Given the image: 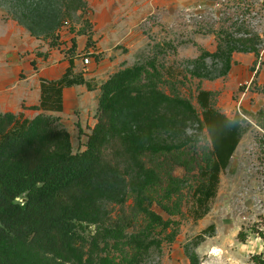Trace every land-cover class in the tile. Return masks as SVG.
I'll use <instances>...</instances> for the list:
<instances>
[{
    "label": "rangeland",
    "instance_id": "374dc122",
    "mask_svg": "<svg viewBox=\"0 0 264 264\" xmlns=\"http://www.w3.org/2000/svg\"><path fill=\"white\" fill-rule=\"evenodd\" d=\"M17 1L31 10L42 0ZM86 1L59 30L37 35L0 6V84L12 92L0 95V124L6 113L22 114L35 121L36 143L61 142L77 154L88 147L100 101L111 109L121 185L82 200L92 264H264V130L246 114L264 110V0ZM71 59L73 76L95 89L66 88L63 112L27 109L18 94L60 79ZM203 90L217 110L240 113L250 126L220 174L209 213L195 219L194 191L211 145L198 102ZM211 225L215 232L199 242ZM4 251L18 264H68L22 244ZM91 261L85 255L73 264Z\"/></svg>",
    "mask_w": 264,
    "mask_h": 264
},
{
    "label": "trees",
    "instance_id": "16d2710c",
    "mask_svg": "<svg viewBox=\"0 0 264 264\" xmlns=\"http://www.w3.org/2000/svg\"><path fill=\"white\" fill-rule=\"evenodd\" d=\"M0 6H10L13 19L26 26L32 35H37L59 30L67 16L86 10L88 3L86 0H42L33 4V9L24 10L17 0H0ZM73 67L71 59L60 79L42 80L39 105L27 109L63 112L64 89L85 85L88 91H93L95 88L83 76H73ZM108 84L102 87L104 97L109 92ZM212 95L204 90L198 94L211 145L207 165L200 166L199 183L194 191L195 219L209 213L210 203L217 195L220 174L228 168L250 126L240 113L231 118L217 110ZM103 100L88 147L77 154H72L61 142L53 147L36 143L35 121L25 119L22 114L3 115L0 124V264H18L4 251L6 245L16 244L24 245L42 258L73 264L86 255L92 256L89 264L95 263L93 243L90 246L89 238L81 232L83 223L91 220L80 206L91 190L110 195L114 186L121 185L116 172L120 157L110 147L112 140L108 137L112 111ZM246 114L253 116L256 125L264 130V110L256 115ZM126 142L124 139L120 144ZM207 232L212 236L215 225L198 236L199 242L206 238Z\"/></svg>",
    "mask_w": 264,
    "mask_h": 264
},
{
    "label": "crops",
    "instance_id": "0c3cea01",
    "mask_svg": "<svg viewBox=\"0 0 264 264\" xmlns=\"http://www.w3.org/2000/svg\"><path fill=\"white\" fill-rule=\"evenodd\" d=\"M37 42H39V40H36ZM32 44L34 46V40L32 41ZM41 62V60H40ZM41 67V72L42 70H45V68H47L45 66V64ZM67 70V68H66ZM66 72V71H65ZM41 74V73H40ZM43 74V73H42ZM46 74V73H44ZM64 74V73H63ZM63 76V75H62ZM54 80H58V79H52L51 81ZM77 87H79V91L83 90V85L81 86H73L69 89L72 90V92H76ZM33 89V90H32ZM65 90V89H64ZM9 93H12L11 90H9L6 85L0 84V95H10ZM64 94V91H63ZM18 95H21L22 100H27L28 104H31L29 106H33V105H39L40 103V98H41V81H38V83H33L32 87L30 86L27 90L24 89L23 91H21ZM64 106V104H63ZM22 109V105L20 106ZM22 111V110H21Z\"/></svg>",
    "mask_w": 264,
    "mask_h": 264
},
{
    "label": "built area",
    "instance_id": "2783aa9c",
    "mask_svg": "<svg viewBox=\"0 0 264 264\" xmlns=\"http://www.w3.org/2000/svg\"><path fill=\"white\" fill-rule=\"evenodd\" d=\"M84 63H85L86 65L89 64V63H90V59H89V58L84 59Z\"/></svg>",
    "mask_w": 264,
    "mask_h": 264
},
{
    "label": "water",
    "instance_id": "95a60500",
    "mask_svg": "<svg viewBox=\"0 0 264 264\" xmlns=\"http://www.w3.org/2000/svg\"><path fill=\"white\" fill-rule=\"evenodd\" d=\"M26 201V200H23V202Z\"/></svg>",
    "mask_w": 264,
    "mask_h": 264
}]
</instances>
